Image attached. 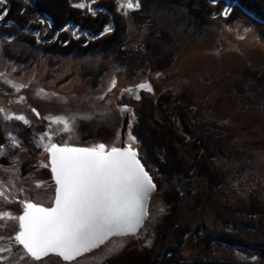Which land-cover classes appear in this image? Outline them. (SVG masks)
Returning <instances> with one entry per match:
<instances>
[{"label":"rangeland","instance_id":"1","mask_svg":"<svg viewBox=\"0 0 264 264\" xmlns=\"http://www.w3.org/2000/svg\"><path fill=\"white\" fill-rule=\"evenodd\" d=\"M72 1L84 5L77 11L98 16L97 0ZM8 2L0 3V8L9 6ZM140 3L110 0L114 17L125 20L122 43L128 44L123 48L106 45L110 49L85 55H66L61 47V35L70 34L69 40L79 34L72 27L61 28L50 40L46 27L19 30L0 21V128L7 142L0 156L9 162L0 166V207L10 209L0 216L2 264L35 260L23 247L22 252L16 250L20 244L14 232L19 229L21 207L32 197L24 193L31 179L20 175L22 162L32 160L31 153L40 158L29 164L49 169L47 149L52 144L77 148L103 144L105 152L127 147L137 153L156 191L137 234L113 237L72 261L50 255L35 264H109L131 250L141 258L146 252L151 259L165 257L177 246L178 230L186 242L181 262L264 264L259 252L205 241L228 234L257 246L264 244V22L226 2L213 6L214 19L205 17L206 4L194 5L204 29L191 31L193 23L188 21L181 23L180 30L176 25L178 34H171L158 22L153 29L152 24L148 28L136 23L132 13ZM182 8L172 5L171 11H187ZM162 15L174 24L176 19L169 12L164 10ZM36 18L45 26L40 16ZM106 19L105 34L91 40L114 33H110V18ZM30 21L33 24L34 17ZM149 34L158 43L147 39ZM85 37L77 41L84 42ZM164 44L173 47L166 58L162 57ZM149 80L156 84L157 93ZM140 85L153 88L127 91ZM129 93H141V100L129 102ZM134 107L135 113H128L126 132L133 140L130 147L122 146L126 127L121 108ZM57 120H64L67 128ZM254 205L258 208L253 209ZM204 252L212 259H204ZM133 261L142 264L137 256Z\"/></svg>","mask_w":264,"mask_h":264},{"label":"snow or ice","instance_id":"2","mask_svg":"<svg viewBox=\"0 0 264 264\" xmlns=\"http://www.w3.org/2000/svg\"><path fill=\"white\" fill-rule=\"evenodd\" d=\"M56 122L67 128L64 120ZM47 150L56 184L54 207L27 203L18 218L16 240L31 257L38 261L55 253L71 261L113 233H135L154 188L135 152L116 147L105 152L103 144L95 148L52 144Z\"/></svg>","mask_w":264,"mask_h":264},{"label":"trees","instance_id":"3","mask_svg":"<svg viewBox=\"0 0 264 264\" xmlns=\"http://www.w3.org/2000/svg\"><path fill=\"white\" fill-rule=\"evenodd\" d=\"M140 6L138 9H136V12L134 14L132 13V18L135 19L136 23H139L141 25H147L149 28L150 26L153 28H156L154 25L155 22L160 23L163 29H166L171 34H178L179 32L175 28L176 25H179V30L181 29L182 22L183 24L186 22H192L193 25L190 26L189 30L193 29H204L201 26V15L197 11V9L194 8V5L197 6H203L208 3L203 2V0H190L189 2L182 1V0H139ZM215 1V0H213ZM229 2L230 4H236V6H239V8L244 9L249 14H252L253 17H255L257 20H260L264 22V0H225V2ZM9 6L0 8V21H4L6 25H11L13 27L18 28L19 30H28V31H39L42 28L48 29V36L51 40L53 37H55L57 31H60L61 28H64L68 24H74L76 27H82V31L88 34H86L85 38L86 40L83 41H77L73 39L70 36L69 40H66L67 37L70 34L67 35H61L60 41L62 43L63 50H66L65 53L67 54H78V55H85V54H91L100 52L103 50L110 49L109 47L106 48L104 46L106 45H112L119 46V48H123L126 43H122L124 37H126V23L123 18H119L116 15V23H117V30L111 35L106 36L105 38H102L97 41H93L90 38H97L101 35H103V30L107 26L106 22V16L102 14H98V16H86L84 12L82 13L79 10L78 7H75V3L72 0H30V2L22 3L19 0H9L8 2ZM172 5L177 6L179 8H187V11L179 10L178 14L172 12ZM2 6V5H1ZM0 6V7H1ZM208 12H206L205 17L209 16L210 19H214L215 16H213L215 10L214 7L207 6ZM9 9V10H8ZM166 12H169V17L174 18L175 22L169 23L168 21L164 20V17H162V12L164 10ZM108 10L111 11L114 14V10L109 6ZM218 10V9H216ZM61 13V15L58 17V15ZM34 15V16H33ZM30 16H32V19L34 17L35 22L31 24ZM36 16H40L41 21H45V26L37 20ZM182 16V17H181ZM191 18V19H190ZM204 18V17H203ZM188 19V20H187ZM172 19H170V22ZM166 22L169 26V28H166L163 23ZM149 24H152L149 26ZM173 25V26H171ZM190 25V24H189ZM195 25V26H194ZM195 27V28H194ZM206 27V25H205ZM173 28V29H171ZM5 32H8L9 30H4ZM123 31V32H122ZM175 31V32H174ZM10 33V32H8ZM18 34H15L17 36ZM35 37V38H34ZM32 37V42L36 41V36ZM151 38V39H150ZM147 39L150 40H156L152 34H149ZM91 40V41H88ZM31 41V40H30ZM155 43H158V41H155ZM147 44V43H146ZM162 45V44H161ZM165 45V44H164ZM163 45V54L165 56H162L164 58L167 57L166 52L168 53L171 51V48L169 46ZM148 46V45H147ZM149 47V46H148ZM102 48V49H101ZM151 48V47H150ZM175 50V48H174ZM122 52V51H121ZM125 52V51H123ZM122 52V53H123ZM123 55V54H122ZM3 129L0 128V153L1 149L7 144L5 140L4 133L2 131ZM9 162L6 158L0 156V166H8ZM258 208V206L253 207ZM255 208V209H256ZM254 212V211H253ZM243 224H246L247 227H251L249 225V222H244ZM253 228V226H252ZM182 230H178V243L177 246L170 248L168 252L166 253L165 257L160 258H148L147 253L141 258L136 250L128 251L125 255H122L119 258L114 259L109 264H136L133 259L137 256L138 259L142 262V264H174V263H180L182 260L179 258V255H181L182 249L184 248L186 242L184 241V233L181 232ZM216 236V235H215ZM210 238L209 240H207ZM206 242H219L225 245H229L231 247H240L243 249H247L254 252H259L260 255L264 257V244L257 246L256 244H252L249 242L244 241L242 238L234 235H228L223 234L217 236L215 239L214 237H206ZM210 247V245H209ZM208 247V248H209ZM136 253V254H135ZM204 256L206 255L205 252L203 253ZM136 255V256H135ZM204 259H212L211 257L205 256ZM0 264H2L0 260Z\"/></svg>","mask_w":264,"mask_h":264},{"label":"flooded vegetation","instance_id":"4","mask_svg":"<svg viewBox=\"0 0 264 264\" xmlns=\"http://www.w3.org/2000/svg\"><path fill=\"white\" fill-rule=\"evenodd\" d=\"M97 1H98V3H100V5L98 6L96 12H98L99 14H102V15L105 14L106 16H108L110 18L109 19V22H110V25H111L110 29H112V30H110L111 32L109 30H106V33L115 32L117 30L116 17H114V14L111 11L108 10V7H109L108 4H109L110 0L109 1L108 0H97ZM209 2L211 3L212 6H214L217 3L225 2V0H215V1L209 0ZM226 6H227V2H226ZM235 6L232 9H234ZM224 9H226V7ZM66 26H67L68 29L70 27H72L73 30L79 31V34L77 36H75V33H74V39L75 40H78L82 36H85L86 34H88V33L85 34V32L82 31L83 30L82 27H76V25H74V24H68ZM103 34H105V33H103ZM98 38H100V36L95 38V39H98ZM92 41H94V40H92ZM218 53H219V51H216L217 55H218ZM149 82H151V81L149 80ZM144 83L145 82L139 83V84H144ZM151 83L153 84L154 88L152 86H150V85L145 86V87L147 89H150V90L153 88L152 92H154V93L156 92L157 93L156 84H154L153 82H151ZM130 87H133V86H130ZM140 94L141 93H139L137 95L136 94L134 95V94L129 93V102H130V100L131 101L132 100H134V101L141 100ZM122 95H121V92H120V94H119L120 100L123 102V97L124 96L122 97ZM129 112H130V114H132V113L134 114L135 113V107L134 108H129ZM128 125H127V127H128ZM131 125L132 124H130V127H131ZM127 127L124 129V133H122V138H123L122 146L124 145V146L130 147V143L132 142L133 138H131V137L127 138L126 137ZM131 129L133 130V126L131 127ZM129 136H132L131 132H130ZM30 156H31L30 158H32V160L29 161L30 163H31V161H33V159L35 161H37L40 158V155L39 154H35V153H31ZM29 162H26V161L22 162V165L24 166V171H21V175H20L21 178H23L24 180L26 178H30L31 179L29 181V183H27V185H25L26 187H28V189H26V187L24 188V190H25L24 193H27V194L31 193V195H32L31 199L29 198L28 203H32V204H35V205H40V206H43L45 208L53 207L54 201H55L56 184H55L53 176H52L51 167H49V169H48L47 167L41 166L40 163L34 162L33 164H29ZM27 164H28V166H30L29 169L25 168ZM42 175L44 176V178L43 179L39 178V176H42ZM25 204H27V203L24 202V204L21 207V209L22 208L23 209H22V212H21L20 216L24 212ZM9 210H10L9 208L1 209V207H0V216L3 213H7V212H4V211H9ZM2 217H3V215H2ZM2 217H0V218H2ZM17 232H19V229H17L16 232H14V234L17 235L18 234ZM13 242H16V241L14 240ZM16 250L22 252V250H23L22 246L18 245V248ZM23 253H25L28 256V258L26 257L27 260H31V257L25 251ZM25 254H24V256H25ZM42 261H44V259L43 260H38V261L34 260V261H32L33 262L32 264L41 263ZM239 262H244V261L240 260ZM26 263H28V262L26 261Z\"/></svg>","mask_w":264,"mask_h":264},{"label":"water","instance_id":"5","mask_svg":"<svg viewBox=\"0 0 264 264\" xmlns=\"http://www.w3.org/2000/svg\"><path fill=\"white\" fill-rule=\"evenodd\" d=\"M236 4H232V8L235 6ZM227 6H230V3L227 1ZM144 87H137V88H129L127 91L131 92V93H136V92H139L141 91L142 89H144ZM149 90V89H148ZM122 114L125 118V122H124V126L127 127V125L129 124V118H128V113H129V110H124L122 109ZM57 146V145H56ZM57 147H61V146H57ZM64 147H71V148H77V147H72V146H64ZM121 150H128L127 147H122L120 148ZM50 153V152H49ZM136 159L139 161L138 159V155L136 153ZM141 167L143 168V170L146 172L145 168L143 167L142 163L139 161ZM50 165H51V153H50ZM52 172V171H51ZM147 173V172H146ZM148 174V173H147ZM52 176H53V179H54V175L52 173ZM149 176V174H148ZM152 184L154 185V188L150 191V193L148 194V197L147 199L145 200V214L141 217V222L140 224L137 226V229L135 231V233H113L112 235L110 236H107L105 237L103 240H101L100 242H98L93 248H90L88 249L86 252H83L81 254H79L78 256L74 257L72 260H75L77 259L78 257L82 256L83 254L93 250V249H96L98 248L99 246L103 245L105 242H107L109 239L113 238V237H124V236H128V235H135L139 232V230L144 226V223L145 221L147 220V217H148V207H149V203H150V200H151V197L152 195L155 193L156 191V185L154 184V182L152 181L151 177L149 176ZM54 182H55V179H54ZM54 204H55V201H54ZM39 206V205H37ZM39 207H43V206H39ZM54 207V206H53ZM45 208V207H43ZM22 246V245H21ZM23 247V246H22ZM24 248V247H23ZM27 252V251H26ZM28 253V252H27ZM29 254V253H28ZM50 255H55V256H59L58 254H55V253H49L47 254L46 256L44 257H41L40 259H43V258H46ZM60 257V256H59ZM33 258V257H32ZM62 258V257H61ZM34 259V258H33ZM39 259V260H40ZM63 259V258H62ZM71 260V261H72ZM174 264H246V263H241V262H230V261H221V260H198V261H188V262H180V263H174Z\"/></svg>","mask_w":264,"mask_h":264}]
</instances>
